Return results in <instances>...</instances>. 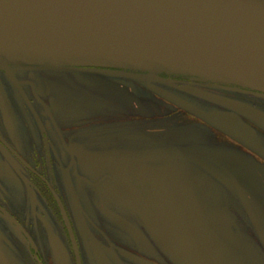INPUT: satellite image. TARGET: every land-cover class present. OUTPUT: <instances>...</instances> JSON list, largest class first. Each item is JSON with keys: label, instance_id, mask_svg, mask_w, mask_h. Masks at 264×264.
Returning a JSON list of instances; mask_svg holds the SVG:
<instances>
[{"label": "flooded vegetation", "instance_id": "af4514ba", "mask_svg": "<svg viewBox=\"0 0 264 264\" xmlns=\"http://www.w3.org/2000/svg\"><path fill=\"white\" fill-rule=\"evenodd\" d=\"M148 75L0 66V264H198L147 213L159 176L191 185L222 230L203 246L208 264H264V93ZM209 113L232 134L207 121ZM169 119L195 125L176 139L143 137ZM168 147L211 155H135ZM246 243L248 262L228 254Z\"/></svg>", "mask_w": 264, "mask_h": 264}, {"label": "water", "instance_id": "95a60500", "mask_svg": "<svg viewBox=\"0 0 264 264\" xmlns=\"http://www.w3.org/2000/svg\"><path fill=\"white\" fill-rule=\"evenodd\" d=\"M0 66L188 75L264 93V0H0ZM204 115L232 134L222 117ZM194 154L211 155L176 147L135 153ZM156 183L147 213L164 236L208 264L203 246L219 228L191 185L165 176Z\"/></svg>", "mask_w": 264, "mask_h": 264}, {"label": "rangeland", "instance_id": "374dc122", "mask_svg": "<svg viewBox=\"0 0 264 264\" xmlns=\"http://www.w3.org/2000/svg\"><path fill=\"white\" fill-rule=\"evenodd\" d=\"M107 79H111V75L107 74L106 76H104ZM130 86H132V84H130V82H127V87L129 88ZM145 97V95H144ZM90 100L88 97L84 96L83 97V102L88 103ZM146 102H150V97L147 98ZM71 102L68 101L66 103H64L65 105L70 104ZM151 103L154 106V109H157L158 111H163L167 109V104L160 100L157 102H154L151 99ZM145 108V107H144ZM151 109V104L148 105V109L146 108V114H148V112ZM145 112H144V116H146ZM195 125V123L193 121H176L175 119H169V122L163 121L162 124L158 125L157 128L153 129V128H149L148 131H144L143 132V137H149L150 136V132L152 133V135H157L159 140L162 141L164 140V138H166L167 136L173 137V139H176V136H180L181 134H183V131H186L185 129H191L193 128V126ZM191 135V139L196 138V140L198 142L203 141L204 139L202 137H197L198 135L195 133H190ZM209 133H204L203 136H208ZM209 188V187H208ZM211 189L215 195H216V199L220 204L221 201V197L220 195H218V191L216 190V188H209ZM240 254L237 255H233V253H228L230 256H238V257H245V261L248 262L249 261V244L246 243L244 244V246L239 249ZM258 257H260V253L257 254ZM261 261V259H260Z\"/></svg>", "mask_w": 264, "mask_h": 264}]
</instances>
